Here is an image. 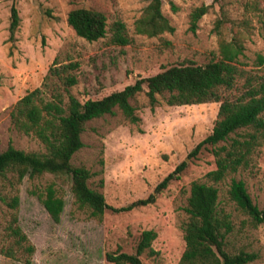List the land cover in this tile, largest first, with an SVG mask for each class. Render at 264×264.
I'll list each match as a JSON object with an SVG mask.
<instances>
[{
	"label": "rangeland",
	"instance_id": "374dc122",
	"mask_svg": "<svg viewBox=\"0 0 264 264\" xmlns=\"http://www.w3.org/2000/svg\"><path fill=\"white\" fill-rule=\"evenodd\" d=\"M151 1L0 0V153L9 144L25 152H45L34 135L14 127L11 111L21 97L44 88L52 66L72 65L63 76H74L76 84L66 86L53 77L48 80L47 97L58 92L64 104L69 95L83 103L121 91L138 78L151 77L172 65L204 66L218 61L220 38L237 36L244 46L240 73L232 88L218 90L219 102L169 106L165 94L157 95L158 102L151 108L141 92L131 100L139 123H130L119 111L86 123L81 135L84 145L71 163L90 171L89 187L101 192L110 208L147 198L181 162H187L180 178L159 193L153 204L119 213L107 209L98 219L76 203L68 176L45 173L26 176L21 182L11 172L0 177V264H113L107 255L135 254L146 230H153L157 237L151 245L154 254L145 251L141 263H179L185 249L182 225L188 220L185 207L190 186L193 182L210 184L206 174L216 168L212 147L202 149L195 158L189 154L212 133L223 100H242L251 87L264 81V62H258V56L264 57L260 23L264 4L261 0H161V12L174 31L148 37L137 34L134 25ZM202 5L210 8L193 32L190 15ZM12 6L20 18L14 41L9 40ZM76 8L105 14L108 30L113 22L122 21L131 42L112 44L109 31L97 41L79 37L67 22L69 12ZM217 20L222 22L221 35L215 31ZM252 133L254 129L249 128L232 137L244 140ZM257 142L248 165L216 185L218 207L229 214L234 228L227 250L255 253L256 259L248 264H264V224L254 226L229 200L228 189L232 179L243 181L253 203L264 209V139ZM51 184L64 200L58 223L39 199ZM15 197L18 205L12 208ZM12 227L19 228L26 241L19 242Z\"/></svg>",
	"mask_w": 264,
	"mask_h": 264
},
{
	"label": "trees",
	"instance_id": "16d2710c",
	"mask_svg": "<svg viewBox=\"0 0 264 264\" xmlns=\"http://www.w3.org/2000/svg\"><path fill=\"white\" fill-rule=\"evenodd\" d=\"M264 4V0H261ZM210 6L202 5L195 8L190 15V29L195 32L198 21L207 14ZM20 18L17 8H11L9 40L14 41L15 32ZM68 25L75 33L89 41H97L110 32V42L117 46H125L131 42L125 23L120 20L113 22L109 30L107 17L100 11L76 8L69 12ZM260 23L264 35V5L261 9ZM221 20L216 21L215 31L220 33ZM137 34L156 37L165 32L172 33L174 28L161 12V0H152L144 9L141 17L135 22ZM244 46L241 39L234 36L230 40L219 39L221 59L208 64L194 63L172 65L159 73L138 78L133 84L121 91L113 92L101 99L80 102L74 96H68L64 104L62 95L54 92L47 97L49 79L57 77L66 86L76 84L74 76L63 73L72 65L59 68L52 66L45 77L43 87L36 88L21 97L11 111L14 127L26 134L34 135L45 147L44 153L25 152L16 149L11 144L0 153V177L11 172L21 182L26 176L33 178L48 173L55 176H68L71 180V191L76 203L81 208H87L92 217L101 219L107 209L113 212H127L138 207L148 206L156 201V197L168 185L180 178L187 168V162H181L168 174L147 198L139 199L127 206L110 208L104 195L91 189L88 180L91 173L83 166H74L71 160L76 152L83 147L81 135L86 123L114 115L119 111L132 124L140 122L131 100L141 92H145L151 108L157 104V95H167L169 106L196 105L221 100L218 90L232 88L240 73L239 57ZM259 64L264 57L258 56ZM264 81L251 87L242 100H223L219 107L218 119L212 133L202 140L189 154L195 158L207 147H212L216 168L206 174L210 182H193L187 199L185 212L188 220L182 225L185 249L178 264H248L256 259V254L240 250L230 253L227 250V238L233 232V224L229 214L219 209V188L229 175L236 173L240 167L247 166L253 148L264 139ZM254 129L249 139L233 138L239 131ZM230 141L229 146H217ZM229 200L235 207L246 214L254 226L264 224V209L260 210L252 201L245 183L241 180H231L228 189ZM39 199L51 219L58 223L64 208V200L57 194L54 185H49ZM18 198H13L10 206L17 207ZM16 222V220H14ZM18 241H26L19 228H11ZM157 237L153 230L143 231L140 235L135 254H108L107 260L113 264H142L140 256L148 251L154 254L151 247ZM32 251V247L28 248Z\"/></svg>",
	"mask_w": 264,
	"mask_h": 264
}]
</instances>
